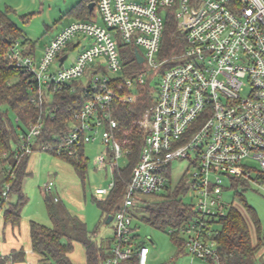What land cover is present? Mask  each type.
Segmentation results:
<instances>
[{
    "label": "built area",
    "instance_id": "built-area-1",
    "mask_svg": "<svg viewBox=\"0 0 264 264\" xmlns=\"http://www.w3.org/2000/svg\"><path fill=\"white\" fill-rule=\"evenodd\" d=\"M96 10L101 23L73 21L52 38L40 58L27 53L20 40H8L11 66L37 81L31 100L35 107L65 88L80 90L85 97L69 133L52 142H36L44 127L39 120L20 135L16 157L35 148L73 157L77 148L100 140L106 151L96 163L106 172L111 167L113 181L96 195L107 199L115 188V171L121 168L118 161L130 153L117 138L114 103L136 102L137 88L151 87L160 78L157 88L151 87L155 101L139 121L144 145L120 210L113 215L106 264H126L134 257L138 264H148L150 248L137 243L134 231L139 200L163 194L171 185L173 161L192 160L193 155L198 170L187 188L198 196L197 217L177 232L191 258L219 263L208 220L226 213L223 177L232 186L264 195V0H99ZM172 17L185 37V49L167 58L161 55L162 39ZM78 36L90 43L65 67V50ZM120 41L144 50H139L145 59L143 71L126 73ZM58 60L62 68L52 71ZM85 76L86 83H79ZM247 84L250 89L243 95ZM53 186L47 184L46 191ZM8 193L6 189L3 196Z\"/></svg>",
    "mask_w": 264,
    "mask_h": 264
},
{
    "label": "trees",
    "instance_id": "trees-1",
    "mask_svg": "<svg viewBox=\"0 0 264 264\" xmlns=\"http://www.w3.org/2000/svg\"><path fill=\"white\" fill-rule=\"evenodd\" d=\"M98 1L82 0L72 10V15L76 20H95ZM91 3H95L93 11L89 8ZM10 39L20 40L24 50L30 55H35L34 43L30 42L14 22L0 11V213L4 210L5 222L17 226L29 201L24 186L30 175L28 173L30 155L16 157L20 135L39 120L43 122L44 127L36 142H52L54 138L69 133L71 119L82 109L85 97L80 90L72 92L70 88H65L51 96L53 98L51 102L46 98L42 107H35L31 100L37 94V81L33 80L32 75L11 66L6 58ZM184 49L185 37L179 32L176 20L172 17L166 22L161 55L170 58L180 54ZM137 91L140 95L136 102L114 103V117L119 123L117 138L123 148L129 149L130 153L128 165L115 171V188L108 198L95 199L101 217H105V220L120 210L127 184L131 181L133 168L139 161L144 145L145 137L143 138L138 122L155 101L151 87H138ZM13 117L16 118V122L13 121ZM19 130L22 131L21 134ZM13 144L16 145V149H13ZM36 151L40 150L35 148L34 152ZM49 153L59 156L52 151ZM59 157L71 164L80 178L85 180L88 169L85 144L76 149L73 157ZM186 186L183 178L177 187L170 185L159 196L140 199L136 209L137 211L142 209L146 215L141 218L136 213L134 216L157 229L168 231L180 251L184 253H187L186 243L177 229L197 217L194 206L184 202V195L188 191ZM6 189H9V193L4 197ZM50 193L46 194V206L52 227L37 222L31 223L32 249L40 257L39 264H74L70 255L75 243L84 246L87 264H106L110 254L95 240L96 232H90L87 224L70 214L66 208L56 207L49 196ZM10 196L17 199L9 201ZM154 197H157L158 201L151 203L146 201ZM247 209L253 219L256 235L247 219L234 205H227L225 215L208 220L209 230L213 233L211 238L217 244L220 259L219 263L215 260H209L207 263L259 264L258 253L264 248L261 221L253 208ZM24 259L25 252L22 251L13 257L0 258V264H7L9 260L24 262ZM126 264H138V260L134 257Z\"/></svg>",
    "mask_w": 264,
    "mask_h": 264
},
{
    "label": "rangeland",
    "instance_id": "rangeland-1",
    "mask_svg": "<svg viewBox=\"0 0 264 264\" xmlns=\"http://www.w3.org/2000/svg\"><path fill=\"white\" fill-rule=\"evenodd\" d=\"M82 0H0V11L6 14L14 24L26 35V38L34 43L35 52L38 57L41 56L45 45L50 39L60 32L64 27L76 20L72 15V10ZM101 23L99 14L96 10V19ZM81 42V46L79 43ZM90 43V39L78 36L73 39L71 45L66 49L69 54L65 67L69 66L77 56L78 52L84 45ZM120 48L126 73L135 75L144 70V66L139 64L135 57V48L126 46L120 41ZM144 53L143 49H139ZM62 68L60 60L51 67L52 71ZM103 71L110 76L111 73L105 67ZM87 77L79 81L86 83ZM160 78H156L151 82V87L156 89ZM246 95L250 89L249 84L245 87ZM51 102L53 98L48 97ZM16 122V118L13 117ZM139 123V122H138ZM140 131L145 137V131L139 125ZM19 134L22 133L19 130ZM35 142L34 140L32 141ZM13 149L16 145L13 144ZM106 151V146L100 141L89 142L85 145V154L88 158V169L85 180H82L74 167L49 152L36 151L30 154L29 172L32 173L26 180L24 192L29 201L23 210L22 218L27 221H36L46 226H51L46 206L45 186L50 182L53 183V191L50 198L58 208H66L70 214L78 217L87 224L90 232H96L95 237L102 245L107 246L113 238V223H106L105 217H101L100 211L96 205L95 199H99L96 195L97 189H109L113 181L111 167L106 172L100 169L96 161ZM193 159L175 160L172 163L171 186L177 187L183 178L187 185L188 180L197 172L198 168L194 164ZM118 164L121 168L128 165V158L122 156ZM187 187V186H186ZM223 197L228 206L234 205L244 215L249 222L254 234L256 229L248 211V207L253 208L261 221V233L264 236V195L253 188L232 186L229 178L223 177ZM60 198H59V197ZM58 197L59 202H55L54 198ZM11 196L9 201L11 200ZM147 202L158 201L157 197L148 198ZM184 202L195 205L198 202V196L195 192L187 191L184 195ZM142 211V213H141ZM136 212L137 215L145 216L143 210ZM112 216V215H111ZM141 218H135L134 229L137 236V243L146 244L151 253L149 255L148 264H190V256L180 251L179 246L174 242L173 237L167 231L157 229L156 227L145 222ZM108 219V218H107ZM104 241V243H103ZM108 248V247H107ZM72 256L79 264H85V250L79 243L74 244ZM196 264H205L203 260H196Z\"/></svg>",
    "mask_w": 264,
    "mask_h": 264
},
{
    "label": "crops",
    "instance_id": "crops-1",
    "mask_svg": "<svg viewBox=\"0 0 264 264\" xmlns=\"http://www.w3.org/2000/svg\"><path fill=\"white\" fill-rule=\"evenodd\" d=\"M52 38L50 39V41L52 40ZM46 45H45V47H46ZM45 47H44V49H45ZM44 49H43V51H44ZM34 53H35L34 56H36L37 58H40L43 54V52H42L41 56L38 57L35 51H34ZM29 161H30V158H29ZM28 173L30 175H32V173L29 172V163H28ZM45 191H46V189H45ZM52 191H53V189H52ZM58 197H55V198H58ZM55 198H54V200H55ZM16 199H17V197L11 198V201H15ZM59 200L55 201V202H59ZM49 218H50V216H49ZM32 222H36V221H27V219L22 218L20 223L17 226H14L12 224H7L5 222V219H4V210L1 211V213H0V258L13 257V255H16L22 251L25 252L24 262H15V261L9 260L7 264H39L40 257L37 254H35L33 249H32V238H31V223ZM51 223H52V221H51ZM42 225H44V224H42ZM44 226H46V225H44ZM47 227H52V225L47 226ZM95 235H94V237H95ZM95 240L98 243H100V241H98L96 238H95ZM103 243H104V241H103ZM110 243H111V241H110ZM110 243L107 246L102 245V243H100V244L102 246H104L105 248H107V247H109ZM139 244H141V243H139ZM143 245H146V244H143ZM83 248H84V246H83ZM263 249L260 250V252L258 253L259 264H264V250ZM84 250H85V248H84ZM150 253H151V250H150ZM184 254H187V253L185 252ZM70 258L74 264H79L76 262V259L72 256V253L70 255ZM85 259H86L85 264H87L86 250H85ZM196 260H197L196 258L190 257V264H196V262H195ZM198 260H200V259H198ZM204 263L209 264L205 261H204ZM199 264H201V263H199Z\"/></svg>",
    "mask_w": 264,
    "mask_h": 264
},
{
    "label": "water",
    "instance_id": "water-1",
    "mask_svg": "<svg viewBox=\"0 0 264 264\" xmlns=\"http://www.w3.org/2000/svg\"><path fill=\"white\" fill-rule=\"evenodd\" d=\"M89 8H90L91 11H93L94 8H95V3H91V4L89 5ZM135 57H136V60H137V62H138L139 64H143V63H144L145 59H144V57L140 54V52H139L138 49H135ZM65 59H66V57H64V58L62 59V61H64ZM112 221H113V216H109L108 219H107V221H106V223L110 224Z\"/></svg>",
    "mask_w": 264,
    "mask_h": 264
}]
</instances>
